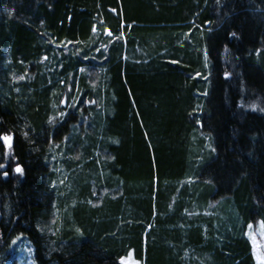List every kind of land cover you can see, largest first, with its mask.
I'll use <instances>...</instances> for the list:
<instances>
[{
  "label": "trees",
  "instance_id": "16d2710c",
  "mask_svg": "<svg viewBox=\"0 0 264 264\" xmlns=\"http://www.w3.org/2000/svg\"><path fill=\"white\" fill-rule=\"evenodd\" d=\"M0 163V264H256L264 0H0Z\"/></svg>",
  "mask_w": 264,
  "mask_h": 264
},
{
  "label": "rangeland",
  "instance_id": "374dc122",
  "mask_svg": "<svg viewBox=\"0 0 264 264\" xmlns=\"http://www.w3.org/2000/svg\"><path fill=\"white\" fill-rule=\"evenodd\" d=\"M2 142L7 150H9L10 147L5 144L3 139ZM247 236L252 244L255 262L256 264H261V260L264 259V229L261 223L258 222L254 225H251V227L248 228ZM19 240L21 239L17 238L13 240L16 243V264H36L33 258V251L30 244L28 242L26 243L21 241L19 243ZM13 241L11 242L8 252H11L12 250L14 251L15 244H13ZM258 257L260 259H258ZM123 260L124 264H141L133 258L132 253H129L127 257L123 258Z\"/></svg>",
  "mask_w": 264,
  "mask_h": 264
},
{
  "label": "snow or ice",
  "instance_id": "6c2138e0",
  "mask_svg": "<svg viewBox=\"0 0 264 264\" xmlns=\"http://www.w3.org/2000/svg\"><path fill=\"white\" fill-rule=\"evenodd\" d=\"M232 35L235 36V33H233ZM205 55H207V53H205ZM172 63H176V61H172ZM23 78H24V77H20V79H23ZM206 94H207V93H205V95H206ZM61 115H65V113L62 112ZM2 139H3V141L5 142V144L8 145V147H11V139H12V138H11L10 136L5 135V136L2 137ZM4 168H6V165L3 164V163H0V169H4ZM15 171H16L17 173L23 174V169H22L21 167H19V166L16 167ZM2 174H3L4 176H7L8 173L5 171V172H3ZM250 227H251V226H250ZM13 244H15V241H13ZM258 259H260V258L258 257ZM120 264H124V260H123V258L121 259ZM261 264H264V259L261 260Z\"/></svg>",
  "mask_w": 264,
  "mask_h": 264
}]
</instances>
